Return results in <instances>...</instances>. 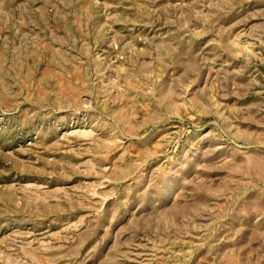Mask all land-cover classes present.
I'll return each instance as SVG.
<instances>
[{
    "label": "rangeland",
    "instance_id": "obj_1",
    "mask_svg": "<svg viewBox=\"0 0 264 264\" xmlns=\"http://www.w3.org/2000/svg\"><path fill=\"white\" fill-rule=\"evenodd\" d=\"M0 264H264V0H0Z\"/></svg>",
    "mask_w": 264,
    "mask_h": 264
}]
</instances>
